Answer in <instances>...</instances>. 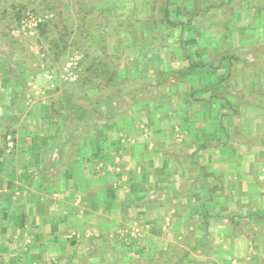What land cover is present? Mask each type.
Here are the masks:
<instances>
[{
  "label": "crops",
  "instance_id": "1",
  "mask_svg": "<svg viewBox=\"0 0 264 264\" xmlns=\"http://www.w3.org/2000/svg\"><path fill=\"white\" fill-rule=\"evenodd\" d=\"M207 1L165 0L174 35L118 39L97 133L52 114V89L0 100V264H264V0L224 1L219 50L190 27L217 26Z\"/></svg>",
  "mask_w": 264,
  "mask_h": 264
},
{
  "label": "rangeland",
  "instance_id": "2",
  "mask_svg": "<svg viewBox=\"0 0 264 264\" xmlns=\"http://www.w3.org/2000/svg\"><path fill=\"white\" fill-rule=\"evenodd\" d=\"M150 1L0 0V100L7 101L14 91H16L14 93L16 95L15 99H18V101L22 100L25 93L28 92L27 90H29V82H33L38 86L43 85L44 82L40 73L42 70L41 66L47 69L52 66V70L55 71L54 68L60 69L67 61L76 56L78 57L76 60L78 69L74 72L77 75L73 80L67 82L57 80V90L44 93L45 97L47 93L45 100L48 108L54 110L51 113L56 114L59 112L57 110L64 109L62 111L73 114V109L67 105L65 94L71 96V105H73V99L76 100V98L80 100L77 101L79 104L87 101L94 103L100 97L101 99L102 96L106 97L107 94L116 98L122 92L121 90L119 91L118 84H120L119 79L123 78L124 75L119 71V66L125 63L120 60V56L118 58L112 56L114 60L112 66L116 70L115 77L112 78V82L115 83L114 86L108 84L109 81L106 82L108 79L106 74L95 78L96 85L99 88L102 87L100 93L94 94L90 90L92 85L87 81L88 77L94 76L96 73L94 74L93 71L88 72L85 68L90 67V64L94 60L103 61L104 56L107 62V55L118 53L119 48L124 51L127 42L121 44L123 40L119 42L118 39L120 37L131 36L133 33L137 36H141L144 33H146V36L150 34L165 36L173 32L174 35L175 29L171 31L163 27L165 0H155L152 3ZM224 1H207V4L212 5V7L204 17L206 19L208 17L207 23L211 20L212 25L213 21H215L216 27L204 30L203 24L198 19L192 20L190 26L196 32L195 35L191 34L194 35L193 37H201L204 45L207 42L210 43V46H217V49L220 45L227 49L228 47L225 44L229 42V26L225 27L222 24V27L220 22L215 20L223 19L229 22V2L225 4ZM250 2L251 4H256L257 0H251ZM109 8L112 11H109ZM218 9H222V12ZM100 10L103 11L102 14ZM28 11L41 18V24L43 23V25L40 28L37 26L33 31L21 28L20 21ZM109 13L113 15L112 18L109 17ZM20 15L21 18L18 22L17 17ZM252 15H254V10H251L250 17ZM171 18L172 20L174 19L172 16ZM106 20L110 21L109 27L107 22L105 24ZM203 20L205 21V18ZM151 21L153 24L151 25L152 27H149ZM224 33L227 35H224ZM211 36L215 40L212 38L206 41L203 38ZM53 44L58 45V47L56 46L57 51L62 52L64 48V52H62V56L58 61L54 60L55 56L49 50ZM123 47L124 49H122ZM251 53L255 54V56L254 62L250 63L249 67H256L259 65L258 63H261L259 58L261 55L260 48H252ZM82 59H84V65L80 69L79 62ZM193 61H195L194 58ZM228 64L229 61L225 60L222 62V67H227ZM158 75V77L156 76L157 78L153 79V82H156V80L164 81L166 79L164 73L161 75L159 73ZM184 77L190 80V82L195 80L193 73L184 75ZM76 81L83 83L79 86L73 85V82ZM104 83H107L105 88H103ZM92 84H94V81ZM109 87L110 89L108 90ZM53 107H56V109ZM92 117L96 120L98 118L97 114L92 115ZM72 127L73 123L71 129ZM5 130L1 128L0 135L8 132ZM107 136L106 138L108 139ZM112 140L113 138L109 141L112 142ZM63 147L71 148V141ZM85 149L88 148L85 147ZM113 151L116 150L113 149Z\"/></svg>",
  "mask_w": 264,
  "mask_h": 264
},
{
  "label": "trees",
  "instance_id": "3",
  "mask_svg": "<svg viewBox=\"0 0 264 264\" xmlns=\"http://www.w3.org/2000/svg\"><path fill=\"white\" fill-rule=\"evenodd\" d=\"M109 11H112V9L109 8ZM100 12L102 14L103 11L100 10ZM109 17L112 18L113 15L109 13ZM17 18H18V22H19L20 18H21V15L18 16ZM106 22H107L108 27H109L110 26V24H109L110 21L106 20L105 24H106ZM42 25H43V23L42 24L40 23L38 25V28H40ZM119 36H121V35H119ZM56 46L58 47V45L53 44L50 47L49 50H50V53L53 56H55L54 60L58 61V59L62 56V52H64V48H63V51L60 52V51H57ZM83 61H84V59L80 60V62H79L80 69H81V66L84 65ZM113 61H114L113 57L111 55H107V62H106V59H105V56H104L103 57V61L99 62V61H95L94 60V62H92L90 64V67H86L85 68V70H88V72L93 71L94 74L96 73V75H94V76H89L88 80H87L89 82V84L92 85L90 90L94 94L100 93L101 89H102V87L99 88L96 85L97 83L95 82V78H99L100 75L102 76V75L106 74L107 77H108L106 82L109 81L108 84H111L112 86H114L115 83L112 82V78L115 77V71L116 70L112 66ZM49 69H53V67L51 66V67H49ZM54 69H55L54 72H56L58 70V68H54ZM84 75L87 76L86 74H84ZM93 81H94V84H92ZM82 83L83 82H81V81H76V82H73V85L79 86V85H82ZM106 86H107V83H104L103 88H105ZM53 90H57V88H55ZM65 97H66L67 105L70 106L71 109H73V132L84 125V127L89 129V131H92V133H94V132L97 133L98 130H99V127L97 125L98 120H100L102 118L105 119V117L107 118V116L112 115V111H111V109H109V105H110V102H112L115 99V97H112V96H110L108 94L106 95V97L102 96V99L100 97L94 103L87 101V102L79 104L77 101H80V100L76 98V100L73 99V105L70 104L71 96L65 94ZM103 106H105V108H106L105 112L102 109L98 110L99 108H102ZM97 110H98V112H97ZM95 114H97V116H98L97 120L92 117V115H95ZM87 120H89V122ZM86 134H87V131L84 130V134L83 135H86ZM115 150L117 151V149H115Z\"/></svg>",
  "mask_w": 264,
  "mask_h": 264
},
{
  "label": "built area",
  "instance_id": "4",
  "mask_svg": "<svg viewBox=\"0 0 264 264\" xmlns=\"http://www.w3.org/2000/svg\"><path fill=\"white\" fill-rule=\"evenodd\" d=\"M41 23V18L34 15L32 12L28 11L24 14L22 20L20 21V26L23 30L33 31ZM78 57L71 58L67 61L60 69L54 72L52 69L44 68L41 66V77L43 80V85L38 86L33 82H29L28 86L30 91L34 95L42 96L45 93V89H55L57 86V80L60 82L72 81L75 75V70L78 69V63L76 60ZM74 70V71H73ZM130 235L139 236L140 229L138 227H133L130 230Z\"/></svg>",
  "mask_w": 264,
  "mask_h": 264
}]
</instances>
